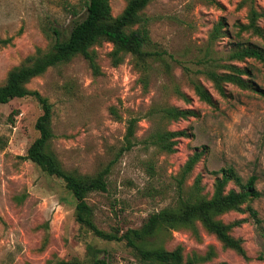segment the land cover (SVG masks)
<instances>
[{
  "label": "rangeland",
  "instance_id": "rangeland-1",
  "mask_svg": "<svg viewBox=\"0 0 264 264\" xmlns=\"http://www.w3.org/2000/svg\"><path fill=\"white\" fill-rule=\"evenodd\" d=\"M127 0H110L113 16ZM86 0H0V36L12 37L0 47V85L8 72L52 45L51 29L67 36L72 24L83 17ZM264 11V0H152L144 9L151 18L150 36L160 48L173 54L171 73L152 72L144 90L130 55L118 65L109 56L111 43L101 41L92 49L101 73L94 75L87 61L76 55L32 78L27 87L52 104L53 138L49 147L69 171L91 175L115 157L122 144L126 120L137 117L135 145L113 162L107 190L91 192L86 200L95 224L104 231L139 227L147 216L174 203L182 167L195 151H202L182 183L185 195L200 175V192L209 198L217 171L232 166L245 180L256 177L260 196L218 216L233 223L231 234L240 238L247 259L225 248L200 224L197 233L176 229L163 240L166 249L182 246L184 257L206 255L198 264H264V68L253 59L230 60L233 43L250 42L264 48V37L250 32L237 36L238 23H246L249 9ZM221 33L211 40L213 28ZM264 27V19L260 21ZM218 65L233 63L245 71L249 87L225 83L221 94L204 73H187L199 59ZM222 71V67H216ZM194 76L210 92L211 104L194 92ZM176 85L186 98L173 91ZM191 108L195 116L163 120L149 115L151 106ZM42 110L30 96L0 105V264H87V245L100 249L109 264H155L136 257L124 241L96 237L75 220L76 200L64 182L48 175L34 162L22 158L39 136L34 124ZM157 129L182 130L172 152L150 143ZM149 166L152 169H149ZM238 189L232 182L226 189ZM257 212L256 223L247 206Z\"/></svg>",
  "mask_w": 264,
  "mask_h": 264
},
{
  "label": "trees",
  "instance_id": "trees-1",
  "mask_svg": "<svg viewBox=\"0 0 264 264\" xmlns=\"http://www.w3.org/2000/svg\"><path fill=\"white\" fill-rule=\"evenodd\" d=\"M152 0H127L123 10L116 16L112 15L110 0H86L85 11L82 18L76 20L67 36L63 37L56 28L51 29L53 42L48 51L37 49L33 56L26 62L12 68L0 85V105L9 102L13 98L33 97L41 107V114L37 117L34 127L39 136L27 148L22 157L34 162L48 175L60 178L76 200V222L92 232L96 237L108 241H124L134 255L144 262L155 264H198L210 260L213 250L204 255H192L184 257L181 245L173 249H166L163 240L170 235L172 230L188 229L197 233V225L200 224L207 232L215 235L225 248L235 251L239 256L247 259L245 249L240 238L231 234L233 223H224L218 216L228 211H239L241 206L260 196L256 188V177L249 176L243 179L232 167H223L213 171L216 175L213 183L212 195L207 198L200 192V175H197L191 191L185 195L182 191V183L200 160L202 151H195L185 161L180 177L178 178V195L174 203L147 216L144 222L136 228H128L125 231H104L94 222V211L86 198L91 192L107 190V176L113 162L122 153L129 151L135 145V131L138 122L137 117L126 120L123 141L114 159L102 169L91 175L80 174L66 170L57 155L49 147L53 138L51 127L52 104L48 98L37 90H31L26 85L34 77L43 74L49 67H53L70 61L74 56L81 55L88 63L94 75L101 73L92 47L101 41L111 43L112 49L109 56L113 65L120 64L126 55H130L133 65L138 73V81L144 90L148 87L149 76L152 72L169 74L173 63L180 61L167 50L160 48L150 36L149 23L151 18L144 13V9ZM264 19V11L251 7L248 11L247 22L238 23L237 36L242 32H250L256 36L264 37V27L260 21ZM221 33V25L213 28L210 38L215 39ZM12 37L0 36V47L10 43ZM236 48L230 53V60H244L253 58L259 61L264 68V48L254 43L238 41L233 43ZM198 68L190 69L184 66L187 73H204L212 81L214 87L224 93L225 83H235L240 87H249L248 81L242 77L243 69L233 63L218 65L213 59H199ZM222 67L217 71L216 67ZM190 84L195 94L206 103L211 104L213 98L204 85L194 76L189 77ZM173 91L185 97L180 89L174 85ZM149 115L158 116L163 120H179L195 116L197 112L191 108H179L176 106L158 105L150 107ZM189 136L182 130L157 129L152 133L150 143L158 150L164 152L174 151L176 138ZM149 169H152L149 166ZM233 183L238 189H226L229 183ZM250 215L260 223L257 212L251 206H247ZM264 237V229L260 227ZM100 249L93 245H87L89 261L87 264H109L106 257L99 256ZM56 264H78V261H59ZM216 264H227L221 261Z\"/></svg>",
  "mask_w": 264,
  "mask_h": 264
}]
</instances>
